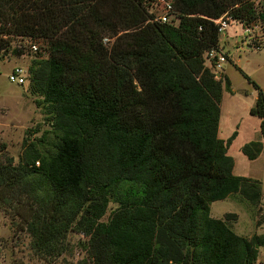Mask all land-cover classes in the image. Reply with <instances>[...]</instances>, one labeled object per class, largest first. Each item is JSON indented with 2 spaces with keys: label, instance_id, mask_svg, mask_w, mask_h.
Wrapping results in <instances>:
<instances>
[{
  "label": "trees",
  "instance_id": "obj_1",
  "mask_svg": "<svg viewBox=\"0 0 264 264\" xmlns=\"http://www.w3.org/2000/svg\"><path fill=\"white\" fill-rule=\"evenodd\" d=\"M171 2L175 27L152 22L142 0H0V54L12 40L47 45L30 88L54 142L41 152L23 141L16 165L0 156V207L37 257L59 256L71 231L87 237L82 264H254L264 247V234L241 237L209 215L212 202L261 194L232 174L236 133L217 137L221 82L204 64L218 48L212 21L264 31V0ZM233 66L256 90L248 113L264 139L263 94ZM240 151L252 161L261 144ZM110 199L118 208L102 223Z\"/></svg>",
  "mask_w": 264,
  "mask_h": 264
},
{
  "label": "rangeland",
  "instance_id": "obj_2",
  "mask_svg": "<svg viewBox=\"0 0 264 264\" xmlns=\"http://www.w3.org/2000/svg\"><path fill=\"white\" fill-rule=\"evenodd\" d=\"M256 2L257 9L259 5ZM225 36L227 47L223 53L226 61L218 70V75L213 73L215 70L204 60L214 79L221 82L217 137L225 141L233 132L236 133L226 152L233 162L232 174L257 180L261 196L257 203L252 204L239 193L232 194L212 202L209 215L225 222L236 235L249 238L253 234H264V139L259 135V119L248 113L254 105L256 90L233 65L259 87L264 98V31L260 28L242 34L240 27L233 24L224 34L217 35L221 43ZM39 42L40 53L37 55L30 54L24 47L23 55L14 56L12 51L19 44L18 40L10 41L7 53L0 54V156L10 158L13 165L18 163L23 141L38 144L43 152L50 149L55 139L48 108L42 97L31 93L30 88L33 64L46 58V42ZM226 54L232 58L233 64L228 61ZM15 66L26 71V79L21 86L6 80V75ZM220 75L229 81L228 91ZM251 141H258L261 151L254 160L249 161L240 149ZM117 208L118 204L110 199L100 222L106 223ZM16 223L12 210L0 207V264H82L86 260L87 237L83 233H67L59 256L53 260L41 259L33 254L29 236L20 231ZM254 264H264V247L258 249Z\"/></svg>",
  "mask_w": 264,
  "mask_h": 264
},
{
  "label": "built area",
  "instance_id": "obj_3",
  "mask_svg": "<svg viewBox=\"0 0 264 264\" xmlns=\"http://www.w3.org/2000/svg\"><path fill=\"white\" fill-rule=\"evenodd\" d=\"M256 2L257 0H251ZM142 5L146 11V13L151 17V21L157 24H164L169 26H177L178 18L176 13L173 10L171 0H142ZM216 26L217 35L224 34L225 31L231 27V25H238L240 27L242 34H247L252 32L253 30L260 29L258 23L252 22L248 25H242L234 20H232L227 15H222L216 20L212 21ZM24 42V44L22 43ZM107 42L106 39L103 40V43ZM40 42L32 41L29 39H22L19 41L18 49L26 47V50L32 54L37 55L40 53ZM46 57H47V53ZM205 60L209 63V65L215 70L213 73L218 75V70H220L222 64L225 63V55L223 51L219 48L216 50H212L205 55ZM26 79V71L21 67L15 66L13 67L9 73L6 75V80L8 83L13 84L15 86H21L24 84Z\"/></svg>",
  "mask_w": 264,
  "mask_h": 264
},
{
  "label": "crops",
  "instance_id": "obj_4",
  "mask_svg": "<svg viewBox=\"0 0 264 264\" xmlns=\"http://www.w3.org/2000/svg\"><path fill=\"white\" fill-rule=\"evenodd\" d=\"M219 48L224 52V50H226V47H227V37L225 36L222 43H221V40L219 39ZM225 45V47H224ZM247 48H250L249 45H246ZM226 58H228V61L233 64V61H232V58H230L227 54H226Z\"/></svg>",
  "mask_w": 264,
  "mask_h": 264
}]
</instances>
